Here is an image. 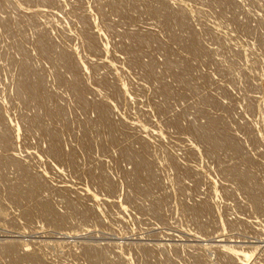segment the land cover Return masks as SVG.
<instances>
[{"label":"rangeland","instance_id":"obj_1","mask_svg":"<svg viewBox=\"0 0 264 264\" xmlns=\"http://www.w3.org/2000/svg\"><path fill=\"white\" fill-rule=\"evenodd\" d=\"M0 264H264V0H0Z\"/></svg>","mask_w":264,"mask_h":264},{"label":"bare ground","instance_id":"obj_2","mask_svg":"<svg viewBox=\"0 0 264 264\" xmlns=\"http://www.w3.org/2000/svg\"><path fill=\"white\" fill-rule=\"evenodd\" d=\"M20 165H21V164H20ZM34 181H35V179H34ZM34 181H33V182H34ZM31 182H32V180H31ZM16 241H17V240H16ZM11 247H12V246H11V244H10V247H9V248H11ZM11 249H13V248H11Z\"/></svg>","mask_w":264,"mask_h":264}]
</instances>
